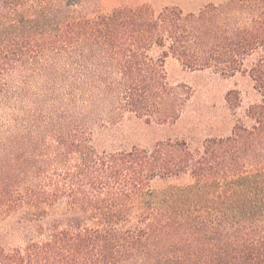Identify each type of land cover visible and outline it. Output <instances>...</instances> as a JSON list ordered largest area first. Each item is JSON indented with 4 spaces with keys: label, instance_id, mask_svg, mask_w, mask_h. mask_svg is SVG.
<instances>
[{
    "label": "trees",
    "instance_id": "16d2710c",
    "mask_svg": "<svg viewBox=\"0 0 264 264\" xmlns=\"http://www.w3.org/2000/svg\"><path fill=\"white\" fill-rule=\"evenodd\" d=\"M195 18L138 0H0V264H264V20L208 44ZM209 49L253 81L250 126L175 134L191 94L165 60L201 70ZM125 123L164 136L123 145Z\"/></svg>",
    "mask_w": 264,
    "mask_h": 264
},
{
    "label": "rangeland",
    "instance_id": "374dc122",
    "mask_svg": "<svg viewBox=\"0 0 264 264\" xmlns=\"http://www.w3.org/2000/svg\"><path fill=\"white\" fill-rule=\"evenodd\" d=\"M112 1V0H111ZM129 1V0H128ZM246 1V2H245ZM256 1V0H255ZM254 0H138L139 3H147L154 10L169 5L177 6L184 13L193 14L204 28L200 30L202 39L210 44L214 36L221 38H236L237 26H243L252 20L263 19L264 0H259V7H253ZM248 2V4H247ZM258 4V3H256ZM113 5V4H110ZM252 7H249L251 6ZM208 56L212 59L211 67L191 71L183 67L176 59L171 57L165 60V71L167 81L171 86L185 85L190 89V98L186 103L178 121L175 134L182 135L189 133L196 139H203L206 136L214 135L216 131L228 133L232 123L240 121L244 126H250V121L245 118L246 106L259 97L253 89V81L241 73H225L223 69L229 66L233 56L224 53L217 55L216 52L208 50ZM155 50L152 56H157ZM264 57V48H260L254 59ZM249 57L243 58V64L247 67ZM15 78V77H14ZM231 93H240L237 103L242 100L241 106L236 109H229L225 98ZM140 124V123H139ZM123 145L149 146L157 139L162 138L161 127L150 128L142 124H124Z\"/></svg>",
    "mask_w": 264,
    "mask_h": 264
}]
</instances>
